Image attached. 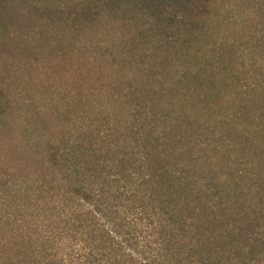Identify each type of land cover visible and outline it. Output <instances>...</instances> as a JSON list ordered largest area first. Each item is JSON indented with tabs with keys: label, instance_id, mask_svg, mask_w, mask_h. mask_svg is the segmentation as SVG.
Instances as JSON below:
<instances>
[{
	"label": "trees",
	"instance_id": "trees-1",
	"mask_svg": "<svg viewBox=\"0 0 264 264\" xmlns=\"http://www.w3.org/2000/svg\"><path fill=\"white\" fill-rule=\"evenodd\" d=\"M117 1H105L106 11L123 7L126 27L141 20L184 47L196 35L199 0ZM8 2L0 0V26ZM255 2L264 16V0ZM233 85L240 169L230 181L204 164L216 158V134L184 137L193 112L152 128L161 120L145 84L125 96V111L111 106L70 139L58 121L33 146L31 120L21 121L19 102L0 85V264H264V175L248 163L255 150L264 167V84L255 98L251 84Z\"/></svg>",
	"mask_w": 264,
	"mask_h": 264
},
{
	"label": "rangeland",
	"instance_id": "rangeland-1",
	"mask_svg": "<svg viewBox=\"0 0 264 264\" xmlns=\"http://www.w3.org/2000/svg\"><path fill=\"white\" fill-rule=\"evenodd\" d=\"M105 1L110 2L9 0L2 8L0 85L19 102L21 121L31 120L29 145L40 142L46 128L60 126L58 121L68 139L90 130L92 121L106 119L111 106L117 113L125 111V96L145 84L149 111L161 120L152 128L163 131L193 112V131L182 129L184 137L216 134V158L207 155L204 164L213 178L230 181V169H240L233 153V115L240 110V92L233 84H251V98L258 95L256 84H264L260 7L255 0H199L196 35H189L184 47L163 33H152L141 20L126 27L125 9L117 4L113 12L106 11ZM201 74L204 82L194 80ZM32 96L35 104L30 105ZM34 111L49 120L28 119ZM256 153L251 151L248 163L264 175Z\"/></svg>",
	"mask_w": 264,
	"mask_h": 264
}]
</instances>
